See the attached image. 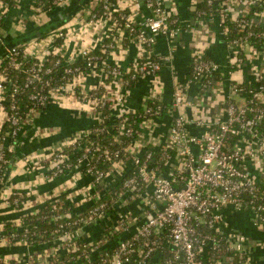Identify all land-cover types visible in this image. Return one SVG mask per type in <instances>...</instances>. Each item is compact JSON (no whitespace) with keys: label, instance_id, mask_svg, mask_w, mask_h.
Listing matches in <instances>:
<instances>
[{"label":"built area","instance_id":"2783aa9c","mask_svg":"<svg viewBox=\"0 0 264 264\" xmlns=\"http://www.w3.org/2000/svg\"><path fill=\"white\" fill-rule=\"evenodd\" d=\"M35 1L31 15L7 26L19 0H0V264H57L46 251L23 257L2 252L54 241L66 252L63 264H258L247 236L224 230L222 212L249 213L264 226V66L255 83L238 75L246 51L256 55L263 47L251 38L255 29L264 30V0H187L193 24L183 22L179 0H89L45 34L11 44L10 29L19 33L29 21L40 27L48 14L73 0ZM229 20L238 23L234 38ZM197 22L219 29L230 53L225 115L212 121L189 111L191 87L205 92L225 80L220 66L205 60L203 47L192 58V75L174 83L172 105L161 102L162 70L177 50L171 40L191 31L207 35L197 30ZM160 38L170 44L167 54L156 52ZM131 48L136 57L128 61ZM147 77L152 79L147 100L131 109L130 93ZM53 106L87 113L93 124L52 145L21 151L8 166L7 154L18 144L60 134L37 125ZM119 110L112 121L111 112ZM165 115L171 125L159 145L148 132ZM198 127L205 130L193 133ZM20 168L33 175L29 188L11 182ZM60 177L68 178L50 193L35 194L42 183ZM83 179L87 186L74 192ZM120 201L140 203L146 216L120 215L108 235L133 227L134 233L93 259L91 252L106 239L79 242V231L104 219ZM84 205L86 210L74 212ZM46 206L50 215L42 210ZM6 212L22 215L1 220ZM36 215L57 224L51 240L24 219Z\"/></svg>","mask_w":264,"mask_h":264},{"label":"crops","instance_id":"0c3cea01","mask_svg":"<svg viewBox=\"0 0 264 264\" xmlns=\"http://www.w3.org/2000/svg\"><path fill=\"white\" fill-rule=\"evenodd\" d=\"M142 1V0H141ZM180 1V15L183 19L184 23H195L193 15L191 11L188 9V1L187 0H179ZM85 2L84 4H86ZM36 4L35 0H19V4L17 7H14L11 11L9 18L7 19L6 25L9 26L10 23L13 24V21L19 19L18 17L27 18L32 13V6ZM71 3L63 10L72 6ZM82 4L79 9L84 5ZM78 9V10H79ZM58 11L54 14H48L47 21L40 26L43 27H53V21L56 19L58 15ZM74 15V14H73ZM260 23L264 26V21L261 20ZM55 24V23H54ZM50 25V26H49ZM13 28V27H12ZM34 21L27 22V25L23 31H19V33L14 32L13 29H10V34H13V37L10 38L12 40H20V42H24L27 39L31 38L27 37L32 31L38 29ZM196 28L198 31L207 30V35L202 34V32H198L194 34L191 32H184L180 36L176 37L172 42V45H175L176 52L173 54L172 64L165 66L162 70V81H163V94H162V103L167 108L172 105L173 102V85L177 81H184L188 77V73L190 71V64L196 49L201 47L205 48L208 56L214 60L220 66V72L225 77L223 83L219 86H215L209 88L205 92L199 91L197 87H191L189 91V96L194 102V107L189 111L191 114L203 115L207 121H212L215 116H224L225 115V99L226 95L229 91V83L226 81L227 73L229 71V48L227 47L225 38L220 34L219 29H215L212 26L206 27L202 22L196 23ZM33 37V36H32ZM9 39V40H10ZM18 43V42H17ZM15 44V43H11ZM170 44L164 38H160L158 44L156 46V52L161 54H167L169 50ZM263 47H259L260 50L256 52L247 50L246 51V60L242 64L240 68H238L239 79L246 83H255L259 81L260 78V69L264 66V44ZM262 52V54L260 53ZM128 61L133 60L136 57V50L134 48L130 49L128 54ZM152 79L151 77L143 78L141 81L137 82V84L133 87L132 92L128 98V107L131 109L138 110L147 100L150 91V83ZM242 98V97H240ZM122 111H112L111 112V120L114 121L117 116ZM93 119L88 116L87 113H78L76 111H65L61 110L58 107H49L44 110L41 115L37 119V125L40 127H54L59 130V135L55 138H46L39 140L38 138L31 139L30 141L27 139L28 143V151L33 152L35 149H38V144H44L43 146H49L56 142L57 139L66 137L68 135L74 134L75 132L86 129L93 124ZM170 120L168 117L161 116L157 119L156 125L149 130L148 135L152 139H154L159 145L163 144L169 134L170 129ZM205 130V127L193 128V133H201ZM33 145L35 147H33ZM43 146H41L43 148ZM40 148V147H39ZM14 168V165H12ZM21 171V172H20ZM20 173H17L14 177H12L11 182L13 184H20L23 188H29L32 185L33 175L27 174L24 169L20 168ZM68 178V177H67ZM66 177H60L57 180L49 181L46 183H42L38 189L35 190V194L37 196H41L45 193H50L57 186L67 179ZM86 179L80 180L74 186V192L77 190H81L87 186ZM87 206H81L79 208H75L74 212L86 210ZM146 209L138 202L127 203L126 201H120L116 203L112 208L109 209V213L104 219H100L95 221L92 224H89L82 230V233L78 238L81 241L89 242V243H97L103 239H106L104 245H102L101 249H97L91 252V257L96 259L99 254L104 252H111L114 247L125 238L129 237L134 233V227L130 232H122L116 231L111 236L108 235V229L110 227L115 226L118 221V217L120 215H126L130 213L133 217L136 218H145ZM222 227L229 234L241 233L247 236L249 242L252 244V248L254 251V256L258 264H264V226L256 223V220L249 213L245 212H237L232 208H228L222 212ZM22 213H9L6 212L1 217V220H9L21 217ZM55 242V243H54ZM51 243H46L42 245H36L30 249H2V252H16L23 257L24 255H30L35 253H44L45 251L48 253V256L55 257L54 261L57 264H63V259L60 257H64L65 251L59 247L60 243L54 241ZM59 248V249H58ZM59 253H58V252ZM58 253V254H57ZM59 257H58V256ZM53 259V258H52ZM65 261V260H64ZM64 264H71L68 261Z\"/></svg>","mask_w":264,"mask_h":264},{"label":"trees","instance_id":"16d2710c","mask_svg":"<svg viewBox=\"0 0 264 264\" xmlns=\"http://www.w3.org/2000/svg\"><path fill=\"white\" fill-rule=\"evenodd\" d=\"M88 1L89 0H73L72 3H74V4H72L71 7L67 8L65 10H62V11H58L59 12L58 15L56 17H54V18H56V21L54 22L55 24L53 23L54 27H57L60 24H62L63 21H65L68 17H70L73 14H75L76 11H78L79 7L82 4H84L85 2H88ZM202 9H206V5L205 4L203 5ZM60 16H63V18H60ZM228 24L232 28V37L234 38L236 36V34H237V29L236 28L238 27V23L232 22V21L229 20ZM212 27H214V26H212ZM49 30H50V27H48V26L43 27V28L39 27L38 29L32 31V33L27 35V37H25V39H27L28 37L39 35V34H45ZM254 33H255L254 34L255 36L253 38H251V42L253 44H255V45H260V44L264 43V30L255 29ZM19 41L20 40H18V39L17 40H12V39L9 40L10 43H17ZM204 58L207 61L215 62L209 56H205ZM191 75H192V71L190 70L189 73H188V77L187 78H189ZM212 77H213L214 81H218L219 78H220V74L215 72ZM246 85L251 86V84H246ZM215 86H216V82H215ZM105 137L107 138V140H109L111 138L110 135L105 136ZM38 145L40 147V148L38 147V149H41L42 148L41 146H43L44 144H38ZM33 147H35V146L33 145ZM116 147H117V145H115L113 148H116ZM38 149H35V150H38ZM16 150L17 151H15V153L7 154V157L10 160V163H9L8 166H11L12 162L15 161L17 159V157L20 156V152L21 151H23L25 153H29V151H28V143H25L23 145L18 144L17 147H16ZM76 158L77 157L75 156V157H73L72 160L76 161ZM104 168H106V167H104ZM68 207L73 208L72 205H69V206L65 205L64 209H67ZM42 210L45 212V215H50L51 214L50 206L42 207ZM39 216H42V215L25 216L24 219L26 220L27 224H30L32 226V229L34 231H40L44 235V239L45 240H51V231L54 230L57 227V224L54 223V222H51L50 219L47 220V219L39 218ZM75 218H76V216H73V217H71L69 219H62V221L60 223L65 224L66 222L71 221V220H73ZM10 228H12V227H10ZM72 229H74V228L72 227ZM78 241L81 242V240L79 238H78ZM37 242H38V239H37Z\"/></svg>","mask_w":264,"mask_h":264},{"label":"water","instance_id":"95a60500","mask_svg":"<svg viewBox=\"0 0 264 264\" xmlns=\"http://www.w3.org/2000/svg\"><path fill=\"white\" fill-rule=\"evenodd\" d=\"M60 18H63V16H60ZM82 232L80 231V234H81Z\"/></svg>","mask_w":264,"mask_h":264},{"label":"rangeland","instance_id":"374dc122","mask_svg":"<svg viewBox=\"0 0 264 264\" xmlns=\"http://www.w3.org/2000/svg\"><path fill=\"white\" fill-rule=\"evenodd\" d=\"M55 21H56V19L52 23H54Z\"/></svg>","mask_w":264,"mask_h":264}]
</instances>
